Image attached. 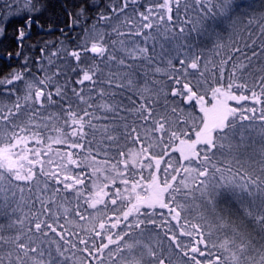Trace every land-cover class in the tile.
Masks as SVG:
<instances>
[{"label": "snow or ice", "instance_id": "obj_1", "mask_svg": "<svg viewBox=\"0 0 264 264\" xmlns=\"http://www.w3.org/2000/svg\"><path fill=\"white\" fill-rule=\"evenodd\" d=\"M54 7L0 0V264H264V0L64 3L33 59Z\"/></svg>", "mask_w": 264, "mask_h": 264}, {"label": "trees", "instance_id": "obj_2", "mask_svg": "<svg viewBox=\"0 0 264 264\" xmlns=\"http://www.w3.org/2000/svg\"><path fill=\"white\" fill-rule=\"evenodd\" d=\"M51 2L55 5V7L53 9H50L49 15L58 16L59 24L56 30L53 32H48L47 30L41 32L38 28L33 27L32 33L24 41L23 47L24 54L30 55L33 59L40 55L39 47L43 46L45 41H52L54 45H58L61 40H63L66 46L72 47L77 43L75 37L81 31L80 28L72 30L70 27L66 28V32L64 33L59 30L62 27H66V24H71V21L61 13V6L64 3H68L70 5L74 2H77V0H51ZM106 2L107 0H98V3H100L101 5L106 4ZM89 16L94 17V13L90 12ZM47 18L48 16L46 15L44 19L46 20ZM91 22V19L87 21V23L89 24ZM81 27H83V22L81 24ZM17 50V44L13 39V28L10 27L8 35H6L3 39H0V77L6 75L11 70V68L20 66V62L15 58H13L10 62L5 59L7 51L13 52L14 55Z\"/></svg>", "mask_w": 264, "mask_h": 264}]
</instances>
